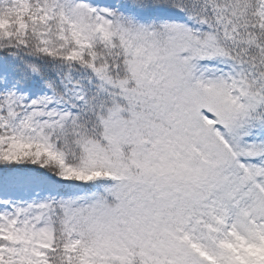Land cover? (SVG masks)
<instances>
[{"label": "snow or ice", "instance_id": "1", "mask_svg": "<svg viewBox=\"0 0 264 264\" xmlns=\"http://www.w3.org/2000/svg\"><path fill=\"white\" fill-rule=\"evenodd\" d=\"M0 264H264V0H0Z\"/></svg>", "mask_w": 264, "mask_h": 264}]
</instances>
